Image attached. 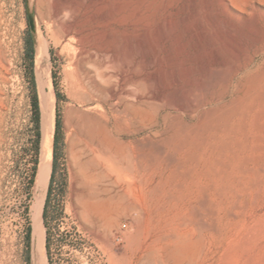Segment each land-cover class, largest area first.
Here are the masks:
<instances>
[{"label": "rangeland", "instance_id": "374dc122", "mask_svg": "<svg viewBox=\"0 0 264 264\" xmlns=\"http://www.w3.org/2000/svg\"><path fill=\"white\" fill-rule=\"evenodd\" d=\"M66 1L0 0V264H34L29 32L61 120V264H264V0Z\"/></svg>", "mask_w": 264, "mask_h": 264}, {"label": "bare ground", "instance_id": "6f19581e", "mask_svg": "<svg viewBox=\"0 0 264 264\" xmlns=\"http://www.w3.org/2000/svg\"><path fill=\"white\" fill-rule=\"evenodd\" d=\"M57 1L51 0V2L54 4L53 6H55L54 10L56 11L57 14L63 12L64 10L72 11L73 9L72 5H70L66 0H63L61 4L59 3L61 0H59V2ZM230 15L232 17V20L233 18L239 19L233 14H230ZM98 17L100 19H104L105 21L107 19V16L104 14L98 15ZM67 23H68L67 24L68 26L65 28V33L66 35L70 36L74 32V21L73 19H70ZM198 24L200 23L198 22ZM44 39L38 38L37 43H36L37 44L36 73H37L38 82L40 86L42 87L41 93H40L41 94L40 98H41L42 142H41L40 163H39L38 172H37L36 181H35L36 193L34 195L35 196L34 201L31 206V215H32V222H33V239H34V242H33L34 244V247H33L34 264H49L47 257H46L47 256L46 247H45L46 228H45L44 221H43V209H44L46 194H47V190H48V186H49V182L51 178V173H52V167H53V143H54V134H55V126H56L54 93L53 91L48 93L46 90H44L45 88L43 87L44 84L48 83V80L51 79L50 66H48L49 65L48 63H46L47 57L50 53L48 51V45L46 44L47 42H45L46 39L45 40ZM237 43L239 47L244 48V44L241 39H237ZM121 49L123 50L124 56L122 58L120 57L119 58L121 62L124 64V66H126V50H127L126 45L122 46ZM80 149L81 150L76 149L78 150L76 151L73 146L72 147V153L74 154L73 156L76 157L78 153H82L84 151V149L82 148ZM105 154L106 153H104L103 155L105 156ZM79 156L81 155H78V157ZM116 160L118 159L116 158ZM113 161L116 162L115 160Z\"/></svg>", "mask_w": 264, "mask_h": 264}, {"label": "trees", "instance_id": "16d2710c", "mask_svg": "<svg viewBox=\"0 0 264 264\" xmlns=\"http://www.w3.org/2000/svg\"><path fill=\"white\" fill-rule=\"evenodd\" d=\"M26 61L28 64V68L30 70L31 80L33 84V95H32V104L34 109V121L36 125V149L38 150L41 131H40V123H41V111H40V104L38 93L36 89V80L34 75V60H35V48H34V40L32 34L29 32L26 38ZM55 87L57 85L55 83ZM58 100L62 97L61 93L57 90L56 92ZM60 130H61V120L59 116V112L57 111L56 115V126H55V135H54V145L55 151H57V146L59 144V137H60ZM36 168V167H35ZM38 170V169H37ZM56 171V160L54 161L53 165V172L51 176V181L48 188L47 198L45 200L44 209H43V221L46 228V240H45V247H46V254L48 258L49 264H61L59 258L57 257V246L59 244V239L57 238L56 231L52 226V215L50 211V197H51V190L53 184V178ZM35 180V174L32 175L30 178V182L33 183ZM31 239V227L27 230V240L30 242ZM27 261L30 262L29 256H27Z\"/></svg>", "mask_w": 264, "mask_h": 264}]
</instances>
